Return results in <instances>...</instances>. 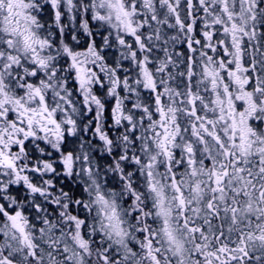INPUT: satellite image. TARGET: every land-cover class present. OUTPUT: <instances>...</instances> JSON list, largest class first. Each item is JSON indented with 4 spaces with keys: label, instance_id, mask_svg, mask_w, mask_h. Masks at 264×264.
Wrapping results in <instances>:
<instances>
[{
    "label": "snow or ice",
    "instance_id": "1",
    "mask_svg": "<svg viewBox=\"0 0 264 264\" xmlns=\"http://www.w3.org/2000/svg\"><path fill=\"white\" fill-rule=\"evenodd\" d=\"M0 264H264V0H0Z\"/></svg>",
    "mask_w": 264,
    "mask_h": 264
}]
</instances>
